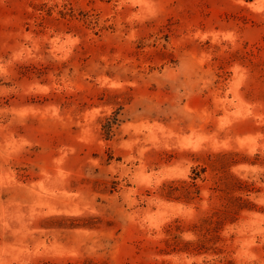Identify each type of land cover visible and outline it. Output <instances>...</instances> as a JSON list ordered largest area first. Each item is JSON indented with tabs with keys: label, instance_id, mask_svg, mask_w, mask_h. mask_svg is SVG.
<instances>
[{
	"label": "rangeland",
	"instance_id": "1",
	"mask_svg": "<svg viewBox=\"0 0 264 264\" xmlns=\"http://www.w3.org/2000/svg\"><path fill=\"white\" fill-rule=\"evenodd\" d=\"M0 264H264V0H0Z\"/></svg>",
	"mask_w": 264,
	"mask_h": 264
}]
</instances>
